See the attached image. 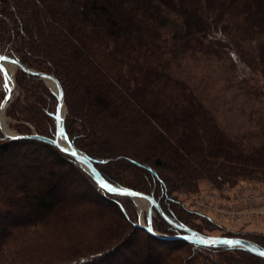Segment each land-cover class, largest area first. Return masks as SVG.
Masks as SVG:
<instances>
[{"label": "trees", "instance_id": "1", "mask_svg": "<svg viewBox=\"0 0 264 264\" xmlns=\"http://www.w3.org/2000/svg\"><path fill=\"white\" fill-rule=\"evenodd\" d=\"M0 53L58 78L69 140L111 183L154 197L181 226L264 247L263 233H209L173 206L180 203L178 192L206 178L218 187L264 182V116L256 128L232 135L181 62L239 63L248 73L240 77L264 105V0H0ZM13 73L17 86L15 67ZM0 79L1 111L7 95L1 67ZM50 91L49 131L17 133L56 137L58 99ZM33 97L30 91L27 102ZM18 104L13 114L30 121ZM38 146L52 148L55 156L36 152ZM62 158L89 176L111 205L93 203ZM121 159L147 169L149 185L127 184L106 170ZM127 202L134 203V224L146 229L131 196L103 189L59 147L0 133V264H264L263 256L242 246L183 240L196 249L226 252L215 258L160 243L174 240L147 229V236H138L129 227ZM157 213L169 224L163 235L184 233ZM152 224L155 229L154 218Z\"/></svg>", "mask_w": 264, "mask_h": 264}, {"label": "rangeland", "instance_id": "2", "mask_svg": "<svg viewBox=\"0 0 264 264\" xmlns=\"http://www.w3.org/2000/svg\"><path fill=\"white\" fill-rule=\"evenodd\" d=\"M181 62L186 74L190 76L192 81L204 91L206 100L213 106L212 108L220 123L229 133L232 135L241 134L247 130L256 128L257 119L260 116H264V105L260 99H257L255 95L252 94L251 88L244 83L240 77V75L248 76V73L239 63L235 66H231L229 61L208 60L203 58L189 59L187 57L183 58ZM5 65L7 71L6 76L11 77L13 80V85L11 86L9 84L11 80L7 78L8 85L6 86L11 97H13V100L11 99L12 101H9L5 109H1L0 111V133L17 132L21 129H30V131L40 129L42 132H48L51 125V118L47 115L45 109L49 104L54 102L50 91V89L53 90V86H51L49 80L43 79L39 75L27 73L20 67L15 66V69L18 71L16 86L15 78L13 76L14 66H12L10 62H6ZM31 68L37 70L35 67ZM248 84L252 85L250 81ZM43 86H47L48 93L43 89ZM30 91L31 93H34V97L30 102H27V96ZM1 94L0 90V97ZM36 98L41 101V103H37L38 105L33 102V99ZM15 102L19 103L18 105L26 107L27 111L32 116L30 121L19 119L17 113L13 114V106L16 104ZM32 103H34V106L30 105ZM65 111L68 112L66 102ZM36 152H42L43 155L47 157L55 156L53 155L54 152H52V148L50 149L46 146H43V148L38 146ZM63 158L61 159V163L64 167L73 171L71 174H73L79 183L87 190V195L93 203L102 204L106 207L111 205L110 203L113 202V200L104 197L100 191L95 188L89 176L83 172L81 173L78 169V171L75 170L65 160H68V158ZM49 159L56 161L54 158ZM105 168L109 173L116 176L115 178L127 184L129 182L130 184H137L142 187H147L149 185L147 180L148 170L131 164L127 159L112 161L108 163ZM228 186L229 184H225L219 186L220 188H217L214 182L206 178L194 183V185H190L189 190L184 189L178 192L177 199L180 200V203L173 202V206L177 208V212L186 220H189L193 225L202 228L209 233L226 234L229 232L233 234V214L230 211L233 206V191L229 194L228 191L225 190ZM111 198L120 197L114 196ZM138 199L139 198H136L134 201L140 215L139 224L143 226L150 225L153 227L152 221L154 218L155 229L154 227L153 229L156 233L164 234L162 230L168 228L169 224L157 213L156 210H152L145 201ZM127 203L129 214L132 216L131 219H129V227L131 228V231L138 236H147L148 232L146 229L134 224V203ZM124 211L125 210H123V212ZM201 213L205 216H201ZM117 214L119 215L118 212ZM123 216V219H127L125 215ZM208 216L211 220L207 218ZM246 230L264 234V222L262 220L254 221L246 225ZM160 243L181 247L179 249H182L191 255L196 252L199 254L200 252L203 256H214L215 258H218L220 255H225L226 253L224 251L219 253L217 251H210L203 248L196 249V247L187 243L185 244L181 239L174 240L173 242ZM230 253L242 254L241 251H230Z\"/></svg>", "mask_w": 264, "mask_h": 264}, {"label": "water", "instance_id": "3", "mask_svg": "<svg viewBox=\"0 0 264 264\" xmlns=\"http://www.w3.org/2000/svg\"><path fill=\"white\" fill-rule=\"evenodd\" d=\"M6 62H10L12 64V66H14V67L15 66L20 67L22 70H24L27 73H30L33 75H39L43 79H46L49 81L52 80L53 82H55V88H53V91L57 96L58 105H57V111H56V119H57V135H56V137H49V136L39 134V133L19 134V133H11V132L8 133L7 132L5 134L10 136L11 138H24V137L34 138V139H38V140H41L44 142L51 143V144L59 147L62 151L68 153L69 155L74 157L76 160L80 161L84 165V167L90 173H92L95 176V178L97 179V181L99 182V184L102 186L103 189H105L106 191H108L112 194L129 195L133 199L140 198V197H145V198L149 199L151 202L149 204V207L152 208V210L154 209L157 212H159L162 216H164L166 218L167 221L172 223L174 226L182 229L184 232L181 234H177L175 236H167V235H163L160 233H156L152 226L145 225V228L152 233H155V234H157L163 238H168L171 240H177V239L188 240V241H194V242L201 244V245H208V246H215V247H219V246H226V247L242 246L244 248H248L254 252H257L261 256L264 257V247H262L261 245H259L258 243L254 242V241H251V240L243 238V237H236V236L228 237V236L204 235V234H201V233H199V232H197V231H195L189 227L181 226V225L173 222L171 219H169L165 215V213L161 209L159 203L155 200L154 197H152L146 193H143L141 191H136V190H132L129 188L121 187V186L114 184V183H111L109 180H107L100 173V171L96 168L93 160H91L86 154L82 153L79 149H77L75 147V145L70 140H69L68 145L64 144L61 140V134L62 133H65L67 139H69V138H68V135L66 133L65 125H64V116L66 115V111L63 113V108L65 106L64 89L62 87L61 82L58 80V78L52 74L32 69L31 67H28L24 63H22L21 60L15 58L13 56L0 53V67L4 70L6 69V65H5ZM9 97H10V93L7 94L6 99L3 102L2 110L5 109V107L7 105V100L9 99ZM105 185H107V187ZM229 241H231L232 243H228Z\"/></svg>", "mask_w": 264, "mask_h": 264}, {"label": "built area", "instance_id": "4", "mask_svg": "<svg viewBox=\"0 0 264 264\" xmlns=\"http://www.w3.org/2000/svg\"><path fill=\"white\" fill-rule=\"evenodd\" d=\"M225 190L233 191V231L246 230V225L257 220L264 222V182L242 181Z\"/></svg>", "mask_w": 264, "mask_h": 264}, {"label": "bare ground", "instance_id": "5", "mask_svg": "<svg viewBox=\"0 0 264 264\" xmlns=\"http://www.w3.org/2000/svg\"><path fill=\"white\" fill-rule=\"evenodd\" d=\"M10 75V74H9ZM11 80V81H10ZM9 81H10V85L12 86L13 85V80L12 79H10ZM50 82V84H51V86H53V88H55V82H53L52 80H50L49 81ZM65 112V106H64V108H63V113ZM11 133H17V132H11ZM61 140H62V142L64 143V144H66V145H68L69 144V139H67V137H66V135H65V133H62L61 134ZM138 200H142V201H145L147 204H150L151 202H150V200L149 199H147V198H145V197H140ZM142 203V202H141ZM209 217V216H208ZM210 218V217H209ZM223 236V235H222ZM228 237H231V236H228Z\"/></svg>", "mask_w": 264, "mask_h": 264}, {"label": "snow or ice", "instance_id": "6", "mask_svg": "<svg viewBox=\"0 0 264 264\" xmlns=\"http://www.w3.org/2000/svg\"><path fill=\"white\" fill-rule=\"evenodd\" d=\"M107 187V185H105ZM228 243H232L231 241H229Z\"/></svg>", "mask_w": 264, "mask_h": 264}]
</instances>
